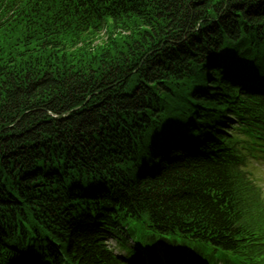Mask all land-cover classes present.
I'll use <instances>...</instances> for the list:
<instances>
[{
  "label": "trees",
  "instance_id": "1",
  "mask_svg": "<svg viewBox=\"0 0 264 264\" xmlns=\"http://www.w3.org/2000/svg\"><path fill=\"white\" fill-rule=\"evenodd\" d=\"M259 138L264 0H0V264H264Z\"/></svg>",
  "mask_w": 264,
  "mask_h": 264
},
{
  "label": "rangeland",
  "instance_id": "2",
  "mask_svg": "<svg viewBox=\"0 0 264 264\" xmlns=\"http://www.w3.org/2000/svg\"><path fill=\"white\" fill-rule=\"evenodd\" d=\"M252 164L253 165H257V163H252ZM257 166H259V167H258V171L256 172V174H257L258 178L262 179V181H263L262 182V187L264 188V165L261 164V165H257ZM142 242L145 244V246H147V245H149L150 240L146 238ZM110 243H111L112 247L115 248L116 253H118V255H124L123 253H121L122 251L119 249V245H118V243H117V241L115 239H111ZM179 245L183 246L181 244H179ZM167 248L170 249V250H172V249L179 250V248L177 246L174 247V246L169 245V244H167ZM164 249L165 248L163 246L159 247V251L158 252H159L160 256H162V254L164 252ZM167 259L169 260V256L168 255H167Z\"/></svg>",
  "mask_w": 264,
  "mask_h": 264
}]
</instances>
